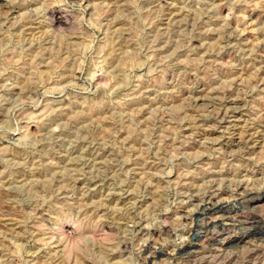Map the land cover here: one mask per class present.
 I'll use <instances>...</instances> for the list:
<instances>
[{"label": "rangeland", "instance_id": "rangeland-1", "mask_svg": "<svg viewBox=\"0 0 264 264\" xmlns=\"http://www.w3.org/2000/svg\"><path fill=\"white\" fill-rule=\"evenodd\" d=\"M0 264H264V0H0Z\"/></svg>", "mask_w": 264, "mask_h": 264}]
</instances>
